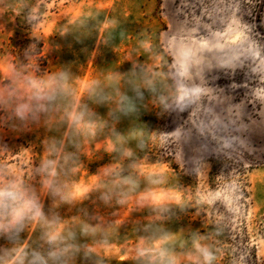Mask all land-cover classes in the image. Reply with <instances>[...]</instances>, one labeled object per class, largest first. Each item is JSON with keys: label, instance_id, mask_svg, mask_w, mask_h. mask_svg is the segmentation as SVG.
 I'll return each instance as SVG.
<instances>
[{"label": "rangeland", "instance_id": "1", "mask_svg": "<svg viewBox=\"0 0 264 264\" xmlns=\"http://www.w3.org/2000/svg\"><path fill=\"white\" fill-rule=\"evenodd\" d=\"M45 160L68 201L41 190ZM9 181L48 224L0 232V264H147L157 247L198 264L196 241L212 264H264V0H0Z\"/></svg>", "mask_w": 264, "mask_h": 264}, {"label": "clouds", "instance_id": "2", "mask_svg": "<svg viewBox=\"0 0 264 264\" xmlns=\"http://www.w3.org/2000/svg\"><path fill=\"white\" fill-rule=\"evenodd\" d=\"M58 77H53L48 89L41 90L39 95H35L33 99L43 101L52 100L55 98L58 91ZM122 100H127L129 104L128 110H133L134 105L128 97H122ZM29 106L22 104L17 107L16 114L23 118L29 111ZM68 119L73 126H80L83 123V114L72 110L68 113ZM127 155H131L128 151ZM56 160H45L41 165L42 181L41 190L50 194L52 197H58L61 202L70 199V193L65 191L66 186H62L57 181ZM118 175L114 170H107L104 175ZM127 179L117 181V183H128ZM26 222H37L48 224V221L43 212V206L40 203L36 192L25 186L22 182L9 181L0 184V232H12L22 229ZM47 243H53L51 234L44 232L42 237ZM195 252L198 254V264H212L214 256L212 252L205 246H202L198 241L194 242ZM55 257L57 253H50ZM138 255L147 257V264H178V259L175 255L164 248L145 249L140 248ZM46 264V261L39 256L33 254V259L30 264ZM20 264H23V258L20 259Z\"/></svg>", "mask_w": 264, "mask_h": 264}]
</instances>
